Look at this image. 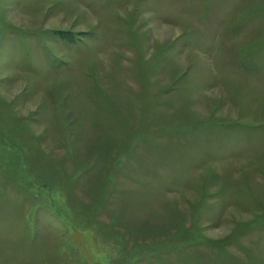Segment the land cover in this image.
<instances>
[{"label": "rangeland", "instance_id": "374dc122", "mask_svg": "<svg viewBox=\"0 0 264 264\" xmlns=\"http://www.w3.org/2000/svg\"><path fill=\"white\" fill-rule=\"evenodd\" d=\"M0 264H264V0H0Z\"/></svg>", "mask_w": 264, "mask_h": 264}]
</instances>
